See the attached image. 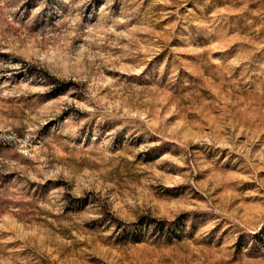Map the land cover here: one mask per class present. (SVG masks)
<instances>
[{"label": "rangeland", "instance_id": "obj_1", "mask_svg": "<svg viewBox=\"0 0 264 264\" xmlns=\"http://www.w3.org/2000/svg\"><path fill=\"white\" fill-rule=\"evenodd\" d=\"M0 264H264V0H0Z\"/></svg>", "mask_w": 264, "mask_h": 264}]
</instances>
